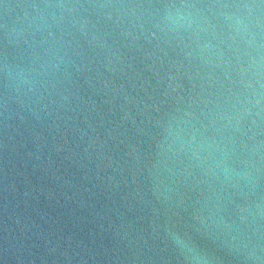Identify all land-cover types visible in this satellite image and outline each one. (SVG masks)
Instances as JSON below:
<instances>
[{
	"label": "water",
	"instance_id": "1",
	"mask_svg": "<svg viewBox=\"0 0 264 264\" xmlns=\"http://www.w3.org/2000/svg\"><path fill=\"white\" fill-rule=\"evenodd\" d=\"M0 264H264V0H0Z\"/></svg>",
	"mask_w": 264,
	"mask_h": 264
}]
</instances>
